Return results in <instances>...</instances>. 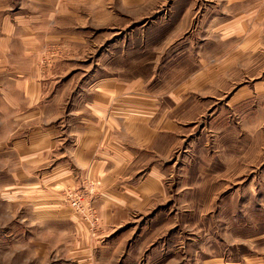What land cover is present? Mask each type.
<instances>
[{
    "label": "rangeland",
    "instance_id": "1",
    "mask_svg": "<svg viewBox=\"0 0 264 264\" xmlns=\"http://www.w3.org/2000/svg\"><path fill=\"white\" fill-rule=\"evenodd\" d=\"M190 3L186 17L190 31L184 35L193 36L197 49L198 41L207 40L193 33L191 15L218 14L212 0H0V23L35 15L42 31L37 54L29 59L22 57L15 32L2 31L0 26V39L12 38L3 45L10 54L8 72L0 66V90H8L7 97L23 105V97L15 93L12 72L26 71L27 79L35 73L43 92L39 104L49 101L48 110L57 115L80 101L73 95L75 90H91L86 96H92L102 79H113L120 90H132L126 95L133 106L144 104L137 92L146 90L162 103L160 117L183 126L181 144L164 159L169 168L166 196L160 203L165 214L176 218L184 244L195 238L197 245L206 248V239L214 238L219 244L215 255L229 260L245 257L243 264H264V96L240 105L228 103L236 88L257 79L264 70V57L259 62L236 61L230 73L215 79L213 90H172L188 80L196 64L187 55L167 58L164 43L144 48L143 30L149 24L153 34L158 33L172 12L179 13ZM127 40L134 46H127ZM209 49L221 53L223 48L215 42ZM215 70L222 68L216 63ZM5 95L0 93L1 186L12 183L11 173L25 167L6 149L30 130V122H21L22 111L5 104ZM184 98L180 108L169 110L173 102ZM16 177L20 182L21 176ZM12 189L0 187V264H72L73 255L64 245L67 228L41 220L45 217L41 214L37 222L30 198L10 194Z\"/></svg>",
    "mask_w": 264,
    "mask_h": 264
},
{
    "label": "crops",
    "instance_id": "2",
    "mask_svg": "<svg viewBox=\"0 0 264 264\" xmlns=\"http://www.w3.org/2000/svg\"><path fill=\"white\" fill-rule=\"evenodd\" d=\"M191 4L179 13L172 12L158 33L153 34L151 24L143 30L145 49L164 43L167 58L187 55L196 64L188 80L172 90H213L215 79L230 73L236 61L262 60L264 0H212L211 7L218 9V14L191 15L194 31L190 34L199 32V37L207 40L198 41L201 45L197 49L193 36L184 35L190 31L186 17ZM7 21L2 19L1 29L20 38L22 57L36 56L42 32L36 16L21 15L13 23ZM7 39H0L4 71L10 49H3V45L12 41ZM215 42L222 46L221 53L209 49ZM112 45L118 47L115 41ZM126 45L134 46V42L127 40ZM216 63L222 68L220 72L215 70ZM15 72V93L23 97V105L7 97L8 90L0 93L6 94L2 98L6 105L22 111L21 122H30V130L14 138L6 149L25 167L11 173L12 183H0V187L13 188L10 194L16 197H29L37 222L41 214L45 215L41 220L67 228L64 245L73 255L72 264H243L245 257L229 260L215 255L219 244L214 238L206 239V248L197 245L195 238L184 244L176 218L161 208L169 168L164 159L181 144L183 126L158 115L162 103L155 96L139 90L138 98L144 104L133 106L126 95L132 90H120L113 79H100L102 83L95 85L92 96H86L91 90H75L73 95L80 101L57 115V111L48 110L49 101L39 104L43 92L34 70L33 79H27L26 71ZM256 77L236 88L228 103L240 105L264 96V70ZM186 93L190 97V92ZM184 101L173 102L169 110L180 108ZM16 176H21L18 183ZM83 187L94 191L92 206L98 217L94 230L66 202L68 191L86 193L81 191Z\"/></svg>",
    "mask_w": 264,
    "mask_h": 264
},
{
    "label": "built area",
    "instance_id": "3",
    "mask_svg": "<svg viewBox=\"0 0 264 264\" xmlns=\"http://www.w3.org/2000/svg\"><path fill=\"white\" fill-rule=\"evenodd\" d=\"M93 190L90 189L86 193L67 192L66 202L71 209L79 216L91 222L90 226L94 230V224L97 223L98 217L95 215L93 202ZM93 193V194H92Z\"/></svg>",
    "mask_w": 264,
    "mask_h": 264
}]
</instances>
